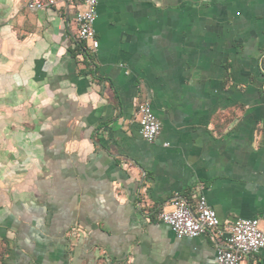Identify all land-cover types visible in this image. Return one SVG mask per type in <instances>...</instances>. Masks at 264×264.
<instances>
[{
	"label": "crops",
	"instance_id": "1",
	"mask_svg": "<svg viewBox=\"0 0 264 264\" xmlns=\"http://www.w3.org/2000/svg\"><path fill=\"white\" fill-rule=\"evenodd\" d=\"M28 1L0 0V264H215L264 228V0H98L89 60L73 1ZM200 196L217 230L177 239L158 213Z\"/></svg>",
	"mask_w": 264,
	"mask_h": 264
},
{
	"label": "built area",
	"instance_id": "2",
	"mask_svg": "<svg viewBox=\"0 0 264 264\" xmlns=\"http://www.w3.org/2000/svg\"><path fill=\"white\" fill-rule=\"evenodd\" d=\"M76 4L74 21L77 26V39L89 54L95 52L98 42L94 23L98 0H70ZM55 4L54 0H29L26 8L39 11ZM139 136L148 143L156 140L160 133V123L148 103L137 106ZM165 146H167L165 144ZM159 221L167 225L177 239H196L205 233L217 230L219 220L215 211L203 196L198 197L193 207L182 198H173L170 210L157 215ZM225 247L215 249V264H240L249 255L264 249V228L256 219L236 220L229 228Z\"/></svg>",
	"mask_w": 264,
	"mask_h": 264
},
{
	"label": "trees",
	"instance_id": "3",
	"mask_svg": "<svg viewBox=\"0 0 264 264\" xmlns=\"http://www.w3.org/2000/svg\"><path fill=\"white\" fill-rule=\"evenodd\" d=\"M77 48H78V50H79V52L82 54V56H83V59L84 60H89V55H88V53L85 51V49H84V46H83V44L81 43V42H77Z\"/></svg>",
	"mask_w": 264,
	"mask_h": 264
},
{
	"label": "rangeland",
	"instance_id": "4",
	"mask_svg": "<svg viewBox=\"0 0 264 264\" xmlns=\"http://www.w3.org/2000/svg\"><path fill=\"white\" fill-rule=\"evenodd\" d=\"M89 63H90V62H89ZM2 251H3V250H2V249H0V256L2 255Z\"/></svg>",
	"mask_w": 264,
	"mask_h": 264
}]
</instances>
